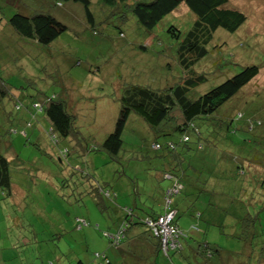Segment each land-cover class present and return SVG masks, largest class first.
Segmentation results:
<instances>
[{
    "label": "rangeland",
    "instance_id": "374dc122",
    "mask_svg": "<svg viewBox=\"0 0 264 264\" xmlns=\"http://www.w3.org/2000/svg\"><path fill=\"white\" fill-rule=\"evenodd\" d=\"M90 1L93 12L99 8L107 12V6L98 5L97 0ZM61 2L62 7H57L54 0L18 2L20 6L31 7L30 12L41 7L52 13L67 29L59 39L40 49L36 58L38 69L25 70L30 66L20 63V56L32 55L34 47L37 51L36 44L24 41L20 56H9L14 67L0 70L1 75L12 76V81L24 80L23 92L25 97L30 95L29 105L30 97L41 100L46 95H58L64 86L66 103L76 116L69 135L61 136L56 132L57 145L48 139L47 123L40 113L35 114L34 126L28 128L29 143L12 135L13 147L21 161L13 165V196L8 198L0 190V264H99L96 254L103 253L111 259L109 264H256V258L249 257L244 248L248 245L255 249L263 243L264 176L259 175L261 164L255 169L256 174L249 162L257 153L262 161L263 154L260 142L254 141L258 140L257 131L251 139L255 132L244 128L235 133L217 130V144L225 146L231 141L239 158L229 168H219L215 158L220 159V154L208 153L203 167L197 166L194 160L191 163L200 175L197 190L186 183V176L182 178L185 189L176 198L183 203L188 197L190 204H181L184 209L179 207L176 221L183 230H189L193 224L199 229L188 231L189 245L185 244L182 252L170 251L168 257L160 250L147 254L145 247H135L141 236L149 238L148 229L141 224L128 228L118 244L111 241L110 236H116L121 227L125 208H132L138 217L153 210L160 211L162 190L170 184V180L162 175L167 165L173 166L171 160L162 159L158 151L148 147L159 135L133 111L122 132L120 161H113L99 147L113 130L120 114L118 97L122 95L119 90L134 82L161 87L165 82L175 80L177 73L185 74L176 61L166 60L165 55L153 58V63L145 55L134 56V59L123 57L119 48L123 40L118 37L117 29H103L101 20L95 24L98 35H92V27L82 24L85 20L83 5L74 1ZM227 5L241 10L246 20L234 32L218 28L213 34L208 48L216 61L205 62L202 70L195 67L196 71L207 75L196 91L212 88L244 66L257 64L258 73L219 107L217 115L214 113V120H231L234 127H241L248 116L264 120V0H228ZM10 10L5 8L1 12L8 14ZM181 10L185 18L179 17ZM11 11L9 15L14 13ZM193 18L195 15L185 3L165 16L163 23L155 29L161 38L158 49L167 45L169 38L164 30L167 24L175 23L183 30L180 38L183 41ZM134 24L132 21L122 29L128 38L141 41ZM0 27V65H3L9 52L17 53L13 45L18 44L20 37L9 25ZM90 36H101L102 39L101 45H95L89 54L92 48L88 44ZM17 60L19 63L15 64ZM134 78L141 80L134 81ZM94 79H99L101 84L95 85ZM13 92L19 96L18 92ZM237 112H241L243 118L236 119ZM35 133L38 139L33 145ZM174 133L171 137L178 140L180 132ZM193 145L194 142L192 148ZM60 148L68 149L63 153L65 156L60 154ZM180 153L177 162L183 163L184 167L186 156ZM192 154L196 151H191ZM240 164L244 168L243 174L237 169ZM187 176L190 177L189 172ZM97 181L104 186V191L114 192L115 197L112 200L105 198V204ZM195 192L197 194L193 196ZM194 209L203 213L201 219L192 217L191 210ZM77 217L86 219L88 224L78 228ZM204 240L218 246L214 249L221 253L213 251L211 255L193 250L197 252L195 254L190 249Z\"/></svg>",
    "mask_w": 264,
    "mask_h": 264
},
{
    "label": "trees",
    "instance_id": "16d2710c",
    "mask_svg": "<svg viewBox=\"0 0 264 264\" xmlns=\"http://www.w3.org/2000/svg\"><path fill=\"white\" fill-rule=\"evenodd\" d=\"M54 1L57 7H62L61 1L80 2L83 5L85 15V20H83L82 24L83 26L92 27V35H98L99 30L96 29L95 24L101 20H103L100 23L103 29L107 27L117 29L118 37L123 40L119 45L123 57L134 59V56L145 55L153 63V58H160L161 55H165L166 60L172 59L176 61L177 65L185 74L179 75L177 73L176 75L178 76H176L175 80L165 82L161 87H157L156 85V87H150L149 85H153V83L134 82L128 83L124 90L120 89L119 92L122 95L118 97L121 104L120 114L113 130L99 143V147L106 151L113 161H120L121 150L123 148L122 132L131 111L137 113L138 116L152 127V131L159 135L158 139L156 138L151 141L152 144L148 147L158 151L162 159L167 158L173 162L170 161L173 166L167 165L162 175L164 179L170 180V184L162 190L161 209L160 211L153 212V214L149 212L144 217H138L134 215L132 208H125L123 211V222L118 230V234L116 236H110V239L115 244H118L123 240L122 238H124L128 228L141 224L145 225L148 229L149 232L147 233L149 238L141 236L140 241L138 240V245L134 244L135 247H145L147 254H154L160 250L168 257L170 251L182 252L185 244L187 246L189 245L187 241V237L190 236L188 231L192 229L199 230L196 224H193L189 230H183L178 226L176 221L179 207L182 206L184 209V205L181 204H187L189 201L188 197H185L184 202L180 203L176 198L185 189V183L182 181V178L186 176L188 179L186 183L190 184L192 189H198L200 175L197 173L198 170L191 167L193 160L197 166L203 167L208 153L220 154L221 158L218 159L216 157L215 161H217L216 163H218L219 168L224 169L226 166L231 165L234 160L239 159L234 153V147L231 141L226 143L225 146L224 144L221 146L217 144V130L225 131V133H235L236 130L244 128L248 131L255 132L251 134V139H253L252 135H256L257 131L258 140L254 139V141L260 142L263 160L260 161L257 153L256 158L249 163L253 166L252 170L254 173H256L255 169H257V166L261 164V167L258 166L262 169L259 175L264 176V120L248 116L244 118L241 127H234L231 120H214V113L216 114L221 105L235 95L241 87L247 84L258 73L259 66L257 64L246 65L240 71L234 73L214 87L207 90L206 87H203L199 91H196L206 81L207 75L204 72L199 73L195 67L202 70L205 62H210L211 64V62L216 61V58L211 56L208 48L213 34L218 28H223L230 32L236 31L246 20L245 14L235 7L228 6V0H97L96 3L98 5L101 4L102 6L108 7L107 12H104L102 8L93 12L91 10L90 0ZM18 2H22V0H2L0 2V26L1 24L3 26L9 25L17 36L20 37V39L18 38V44L13 45L17 49V53L14 51L9 52L8 59L3 65H0V70H4L5 67H14L12 58L9 56L13 54L20 56L19 53L23 47L21 43L23 45L24 41H26L36 44L37 51L36 47H34L35 53L32 55L26 54L24 57L20 56V63L22 65H29L30 67H25V70L31 68L32 71L38 69L36 58L40 49L44 45H49L56 39H59L67 28L56 16L47 11H43L41 7L35 8L33 12H30L31 7H25L24 4L20 6ZM182 3H185L195 15L191 28L187 30L186 38L181 41L180 38L182 37L183 30L175 23H169L164 29L167 34L166 36L169 38L167 45L161 48L159 47L160 49H158V45L161 44V38L159 32L155 33V29L163 23L165 16L173 13ZM4 7L14 10V13L9 15L12 12L11 10L8 14L2 13L1 9H5ZM179 17H186L182 10L179 13ZM132 21L135 22L133 27L138 30L141 41L128 38L122 29L124 26H129ZM0 30H2L1 27ZM90 37L88 38V44L92 48H89V54L93 51L95 45L97 47L101 45L100 41L102 39L101 36ZM76 62L78 61L76 60L75 64ZM16 63H19V61L17 60ZM169 66L171 68V65ZM89 72H91L90 68ZM5 76L6 74H0V190L5 196L10 198L13 196V165L21 161V158L13 147V142L11 141L12 135H18L23 138L25 143H29L27 141L29 138L28 128L34 126L33 120L35 119V114L40 113L47 123L46 133L48 139L57 145V133L61 136L69 135L71 129L74 127L76 116L70 111L68 103H66L65 99L61 98L60 94L53 93L46 95L41 100L30 97L33 100L30 99L31 104L29 105L27 99L30 95L25 97V93L23 92L24 87L22 84H26L24 80L20 78L17 79L18 81H12V76ZM28 77L32 76L28 75ZM133 80L139 81L141 79L134 78ZM25 88L28 87L26 86ZM13 91L18 92L19 96ZM94 98L97 99L98 97L94 96ZM235 118L241 119L243 118V114L237 112ZM175 131L180 132L178 140L171 137L176 134L174 133ZM260 136L262 139H260ZM37 139L38 135L35 133V139L32 142L33 145H36ZM193 142L194 145L192 148L191 144ZM182 146L185 147L183 148L184 151L181 150ZM67 151V148H60L59 150L62 156H65L63 153ZM191 151H196V154L191 155ZM180 152L185 153L184 155L186 156L184 167L183 163L179 162ZM197 152L200 154L198 155ZM182 153L180 154L182 155ZM178 159L179 161L177 162ZM237 169L240 174L244 173L242 164L238 165ZM188 172L190 177L187 176ZM175 183L180 184L181 188H178L176 191H171ZM97 184L98 191L104 197V201L102 199L104 204L105 198L112 200L115 197L114 192L111 193L109 190L104 191L102 188L104 186L99 181H97ZM262 193L264 198V192ZM196 194L197 192L192 193L193 196H196ZM166 197L170 198L168 206H165ZM261 208H264V204ZM168 209L176 211L172 223L179 230L177 237L179 246L164 251L161 236L155 234L147 220H156L158 216L167 212ZM191 215L196 219L203 217V213L197 209L191 210ZM76 219L78 228H82L83 225L88 224L86 219L80 220L79 217ZM201 243L198 246L196 245L197 250L196 246L190 249L203 254H205L204 252H209L212 255L213 251H216L217 254L221 253L219 249H214L215 244L212 246L206 240ZM216 247L218 248V246ZM249 248L246 245L244 252L249 257L256 258V260L254 259L256 264H264V237L263 243L260 246L255 247V249H252V246ZM95 258L100 262L99 264L111 263V259L105 253L96 254ZM138 260L136 259L135 261ZM78 262L82 263L80 259Z\"/></svg>",
    "mask_w": 264,
    "mask_h": 264
},
{
    "label": "built area",
    "instance_id": "2783aa9c",
    "mask_svg": "<svg viewBox=\"0 0 264 264\" xmlns=\"http://www.w3.org/2000/svg\"><path fill=\"white\" fill-rule=\"evenodd\" d=\"M178 188H181V185L175 183L172 186L171 191H176ZM169 202H170V198L166 197L165 206H168ZM175 213H176L175 210L168 209L167 212L158 216L156 220L153 219L147 220L148 224L153 228L155 234L157 235L159 234L161 236L162 248L164 251L179 246V242L177 241L179 230L172 223Z\"/></svg>",
    "mask_w": 264,
    "mask_h": 264
},
{
    "label": "crops",
    "instance_id": "0c3cea01",
    "mask_svg": "<svg viewBox=\"0 0 264 264\" xmlns=\"http://www.w3.org/2000/svg\"><path fill=\"white\" fill-rule=\"evenodd\" d=\"M1 25H2V24H1ZM92 80H93V79H92ZM93 83H94L95 85H99V84H101L100 81H99V79H94ZM60 96L63 97V98L66 100V90H65V87H64V86H63V88H62V91H61V93H60ZM153 212H156V211H155V210L152 211V214H153Z\"/></svg>",
    "mask_w": 264,
    "mask_h": 264
}]
</instances>
